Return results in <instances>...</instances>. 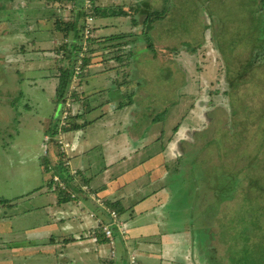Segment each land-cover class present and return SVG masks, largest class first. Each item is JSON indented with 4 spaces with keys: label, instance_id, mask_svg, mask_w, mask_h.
<instances>
[{
    "label": "rangeland",
    "instance_id": "1",
    "mask_svg": "<svg viewBox=\"0 0 264 264\" xmlns=\"http://www.w3.org/2000/svg\"><path fill=\"white\" fill-rule=\"evenodd\" d=\"M106 2L0 3V245L9 229L19 231V243L25 235L29 239L31 234L24 233L38 226L40 214L47 212L52 199L41 195L47 194L54 175L43 173L46 154L50 164L61 159L62 169H68L67 174L62 172L64 177L78 172L69 160L75 133L51 139L45 134L50 121L75 118L77 132L95 126L105 137L106 133L123 135L131 119L138 122L142 114L147 117L152 112L149 134L153 144L146 154H155L156 164L164 163L160 149L166 143L175 141L179 150L176 138L183 131L188 142L178 161L168 164L169 176L166 174L162 183L173 184L176 195L180 192L185 201L187 186L196 185L198 202L213 203L209 209L220 207L216 225L222 229L214 240L216 247L221 242L222 260L241 249L239 262L227 264H264V22L255 25L254 0ZM110 8H122L129 15L121 19L110 16L103 18L109 19L108 23L100 22L103 9ZM165 9L170 14L164 19L159 16L162 22H147ZM95 10H99L98 16ZM80 11L86 17L83 39L70 56L72 36L66 40L57 34L53 41L50 32L55 21L70 24ZM114 37L117 40H110ZM65 45L67 51H60ZM128 50L138 51V64ZM87 59L91 60L88 67L84 66ZM61 96L63 102L58 101ZM194 139L198 142L193 143ZM61 141L68 143L69 149L58 159ZM86 142L89 157L98 155L92 160L97 172H104L107 162L115 163L113 158L102 160L104 148L93 135ZM131 163L127 160L125 165ZM80 175L73 179L77 190L86 188L83 194L76 192L79 197L92 204L93 195L103 199L93 194L94 189L90 190ZM115 180L119 183L108 182L112 186L131 183L128 176ZM62 186L64 189L55 192L62 201H79L72 198L74 189ZM113 192L116 189L110 194ZM42 199L46 203L39 220L36 213L24 217L23 209L34 207L32 202L44 206ZM22 200L27 203L22 205ZM88 219L93 221L90 216ZM218 229L215 227V232ZM113 249L117 253L120 248L115 243ZM3 251L1 248L2 256ZM44 252L53 254V248ZM91 257L82 252L79 260L75 255L80 264ZM36 264L57 263L54 255H49Z\"/></svg>",
    "mask_w": 264,
    "mask_h": 264
},
{
    "label": "crops",
    "instance_id": "2",
    "mask_svg": "<svg viewBox=\"0 0 264 264\" xmlns=\"http://www.w3.org/2000/svg\"><path fill=\"white\" fill-rule=\"evenodd\" d=\"M105 1L108 3V0ZM110 11L112 14H109ZM114 12L117 10H113V8L103 9L99 17L100 22L108 23L109 21L106 20L109 19H103L106 17H118L114 15ZM120 19L118 23H120ZM98 26L102 25L98 24ZM115 26L117 25H113L112 28ZM100 30L103 29L100 28ZM111 35L108 36L111 37ZM117 38L114 37L113 39L117 40ZM124 49H128L127 45L124 46ZM128 51H130L129 55H133V58H130L134 60L136 65L138 51ZM89 61L91 60L87 59L84 66L88 67ZM126 63H123L124 66ZM128 64L130 65L131 62ZM127 104L131 105L129 102ZM150 113L147 117L145 116L146 113L142 114L138 122L131 119L123 135L119 132L115 135L106 133L104 137L103 134L99 135L96 132L99 130H95V126H90V128L83 129L81 133L80 131L77 132L78 130L73 132L76 135L74 134V139L70 142L72 156L69 160L73 165L71 168L81 174L83 183L87 184L90 190L91 188L94 189L93 194L99 195L113 205H119L123 212L119 219L124 236L114 239V244H118L120 248L117 253L115 252V258H110V252L114 245L103 240L101 230L98 228V219L107 222V216L96 208L91 201L86 200L84 196L79 197L80 195H78L79 201L74 202V204L67 200L62 201L59 194L55 193L57 192L54 190L55 188L48 186V190H45L44 187L39 188L47 192L46 195H41L42 198L52 199L46 206L47 212L40 214L41 221H38V226L36 224L24 233L31 234V237L26 239L28 235H25L23 243H19L17 239L19 231L16 233V230L12 232L9 229V234L4 237V241L0 245L4 249L3 253H5L4 256L0 255V261L5 264H27L28 262L36 264L37 261H43L49 255H54L57 264H80L79 260L82 252H84L86 255L92 254V257L82 260L83 264H106L107 261L111 262H108L109 264H130L132 257L135 264H227L232 260L239 262L241 249L237 253L232 252L233 256L229 259H223V261L220 254L223 252L221 242H218L219 247L215 246L214 237L219 235V230L222 229L220 224L219 229L216 225V216L221 211L220 207L209 209L213 203H200L199 199L201 198H199L200 194L197 193L196 185L187 186L186 198L188 200L185 201L180 192L176 195L177 188H174L173 184L165 185V181L162 183L167 174L168 164L178 161L183 155L187 136L183 131L179 138H176L179 150L176 149V144L174 145L175 141L166 143L165 147L162 146L160 152L164 155V163L156 164L154 162L156 155L146 154V151H149L148 149L153 144L149 134L150 125L153 122ZM204 117L206 119V116ZM150 118L151 120L146 124L147 119ZM93 132L95 135L92 134ZM132 132L135 136L131 135ZM183 134L186 137H183ZM92 135L94 140L99 141L104 148L105 153H102V160L106 161L108 158L115 160V163L111 165L107 162V167L103 169L104 172H97L99 169L92 161L98 155L89 157V143L86 141H89ZM114 138L118 140H112ZM195 141L198 142L197 139H194L193 143ZM193 143L190 142V144ZM166 153H171V156L166 157ZM113 154L120 156H113ZM127 160L132 163L125 165ZM113 175L115 176L109 179ZM121 176H128L131 183L112 186L108 182L116 181V177ZM115 183L119 182L116 181ZM112 189H116L114 194H110ZM118 193L123 194V196L117 195ZM43 202L44 206L34 202L30 203L35 206L23 209L24 217H31L34 215L33 213H36V218H38L40 210L44 211L46 201L43 200ZM24 203L27 202L22 200L21 204ZM231 203L233 204V202ZM44 215L47 216V220ZM89 216L94 222L88 219ZM4 220L6 223V218ZM215 227L218 229L216 232ZM10 228H14L12 221ZM47 233H50L48 237H46ZM49 248H53V254L46 256L44 250ZM227 250L229 251L230 248ZM75 255H79V260H76Z\"/></svg>",
    "mask_w": 264,
    "mask_h": 264
},
{
    "label": "trees",
    "instance_id": "3",
    "mask_svg": "<svg viewBox=\"0 0 264 264\" xmlns=\"http://www.w3.org/2000/svg\"><path fill=\"white\" fill-rule=\"evenodd\" d=\"M18 0H0V3H13V2H16ZM30 1V0H29ZM47 3H51L53 4L54 2H59V3H63L65 1H74L75 3H77V0H43ZM255 2V9H254V17L256 18L255 19V25L256 26H259L262 22H264V0H254ZM81 6V5H80ZM93 12L91 13V15H93ZM98 12L99 10H95V16H98ZM168 11L165 9L163 10V12H160V13H154L152 16H150L148 19H147V22L149 24H153V22H155L157 24H159L160 22H162V20L159 18L160 17H164L167 15ZM170 13H168V16H169ZM114 15L118 16V17H124V16H128L129 13L124 11L122 8L117 10V12H114ZM87 16V15H86ZM157 16V17H156ZM85 14L83 11H80L79 13H77L75 19H72L70 21V24L67 23V24H64L62 23L60 20L59 21H55L54 25L52 26V30H51V34L52 36H54V38H56L57 34H61L63 35V39H68L72 36V42L73 44H69V48H71V52H70V56L72 55V53L74 51H77L78 49V46L81 44L80 42L82 41L83 39V31H84V23H85ZM111 40H114L113 38ZM67 46H63L60 51L62 52H66L67 51ZM70 58V57H69ZM71 59V58H70ZM73 65L72 63V60H70V64H69V67L71 68V66ZM69 68V69H70ZM69 72V71H68ZM65 99L63 98V96L59 97L58 98V101L59 102H63ZM151 118L153 119V115L151 116ZM154 120V119H153ZM75 121L76 119L75 118H71L69 117L66 121V124L65 126H67L68 128H60V125H59V122L58 120L56 121H51L50 122V125L48 126L47 130H46V135L51 138V139H56V137L59 135V134H63V133H73L77 130H79V128L75 125ZM154 122V121H153ZM152 122V123H153ZM48 155L46 154L45 155V158L43 159V165H42V168H46L45 171H43V173H45L46 175L49 174V172H53V178H57L58 181L55 182L54 180H50L49 183H48V186L49 188H52V187H55V191H59L61 190L60 186L61 185H65L66 187H69L71 189H74L75 192H77V189L75 188L77 185L74 184V177L77 176L78 178V172L75 176H65L64 177V174L62 173L63 171H66L65 173L67 174V171L68 169H62L61 167V154L59 155L58 159H60L59 161L55 162L54 165L53 164H50L49 162V159L47 157ZM63 164H66L67 161L64 163L62 162ZM51 170V171H50ZM86 199V198H85ZM93 205L98 208L101 212H103L104 215L107 216L108 218V221L105 222L103 221L102 219H100V223L98 224V228H100L101 230V234L103 235V240L106 242L105 240V237H104V233L102 231V227L103 226H107L110 224L111 222V213H114L116 214L118 220L119 219V216H121V214L123 213L120 206L119 205H113L112 203L110 202H104V206L100 207L96 204V202H93ZM120 234L117 233V231L114 232V239H116L117 237H121L119 236ZM116 237V238H115ZM123 237V236H122ZM107 261L106 264H109L111 262Z\"/></svg>",
    "mask_w": 264,
    "mask_h": 264
},
{
    "label": "built area",
    "instance_id": "4",
    "mask_svg": "<svg viewBox=\"0 0 264 264\" xmlns=\"http://www.w3.org/2000/svg\"><path fill=\"white\" fill-rule=\"evenodd\" d=\"M68 118H65L63 120H61L59 122V125H60V128L63 127V125L65 126L66 125V121H67ZM59 149H60V154H67L68 153V149H69V144L68 143H65L63 141L59 142ZM54 181L57 182L58 179L57 178H54ZM64 185V184H63ZM62 189H64V186H60ZM84 190H86L85 187H83ZM83 188L81 190L80 186H79V190H77V192L83 194ZM88 192V191H87ZM78 194L76 192H73V195H72V198L75 200L77 198ZM93 200L96 202V204L100 207L104 206V202L101 200V199H97L95 197V195H93ZM111 217V222L109 225L107 226H103L102 227V231L104 233V237H105V240L108 244L110 245H114V232L117 231V233H123V229H122V225H121V221L118 220L116 214L114 213H111L110 215ZM98 222L100 223V220L98 219ZM124 236V235H122ZM111 259L115 258V251L114 249L112 248L111 249ZM130 264H135V260L134 258L132 257L131 260H130Z\"/></svg>",
    "mask_w": 264,
    "mask_h": 264
},
{
    "label": "clouds",
    "instance_id": "5",
    "mask_svg": "<svg viewBox=\"0 0 264 264\" xmlns=\"http://www.w3.org/2000/svg\"><path fill=\"white\" fill-rule=\"evenodd\" d=\"M72 192H75V191H72ZM79 198V197H78Z\"/></svg>",
    "mask_w": 264,
    "mask_h": 264
}]
</instances>
